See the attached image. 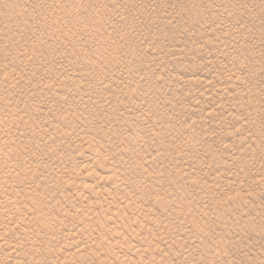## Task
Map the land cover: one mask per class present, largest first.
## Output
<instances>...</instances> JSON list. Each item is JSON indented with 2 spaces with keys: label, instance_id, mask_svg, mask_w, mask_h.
Here are the masks:
<instances>
[{
  "label": "rangeland",
  "instance_id": "1",
  "mask_svg": "<svg viewBox=\"0 0 264 264\" xmlns=\"http://www.w3.org/2000/svg\"><path fill=\"white\" fill-rule=\"evenodd\" d=\"M0 264H264V0H0Z\"/></svg>",
  "mask_w": 264,
  "mask_h": 264
}]
</instances>
